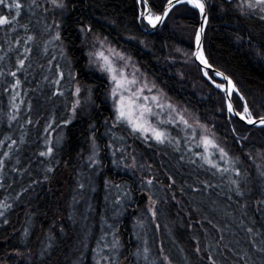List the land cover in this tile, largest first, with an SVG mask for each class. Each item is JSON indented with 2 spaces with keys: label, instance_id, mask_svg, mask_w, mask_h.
<instances>
[{
  "label": "trees",
  "instance_id": "1",
  "mask_svg": "<svg viewBox=\"0 0 264 264\" xmlns=\"http://www.w3.org/2000/svg\"><path fill=\"white\" fill-rule=\"evenodd\" d=\"M65 2L66 9L50 11L47 16H43L41 10L31 20L30 34H35L36 40L29 45L32 52L25 69L17 74L21 87L15 103L20 111L18 121H13L11 127L8 121L12 111L11 90L5 92L4 88L14 81L10 76L0 77V140L5 135L17 140L11 160L0 176V205H10L0 206L3 213L0 215V264H95L92 249L96 247L105 217L108 223H116L119 228L120 251L122 257H126L121 259V264H150L153 260L159 264L160 248L171 264H209V254L217 264H245L240 259L244 252L253 257L255 264H264L260 254L252 252L245 230V226H250L264 231V212L258 211L256 204V200L264 196V177L259 176L253 160L246 155L250 153L256 163H260L257 158L264 154V130L252 128L248 140L242 142L243 148L233 143L232 125L227 122L226 113L220 111L224 93L204 76L191 55L194 32L201 20L198 12L184 5L177 6L161 27L146 33L149 28L139 21V6L135 0ZM166 2L150 0L157 13ZM207 10L203 40L206 57L216 70L233 80L254 112L264 115L261 109L264 105V21L255 15H241L236 0L231 4L228 0H207ZM22 20L28 22L27 13ZM53 20L60 25V40L48 43L50 34L44 31V25H51ZM81 26L91 27L90 37L94 34L106 38L116 51L128 56L142 76L186 117L196 116L214 131L229 155L239 158L242 177L237 178L234 173L221 174L205 164L200 159L203 149L174 130L171 137L180 141L179 151L174 150V144L158 145L146 142L137 134L129 135L130 129L124 126L113 129L118 136H124L126 152L134 155L137 162L133 169L114 166L105 147L114 119L107 80L88 66L86 51L91 38L84 36ZM19 34L25 35L23 29ZM15 35L10 33L8 39ZM4 40L0 31V47L6 49ZM16 47L13 44V48ZM23 48L21 41L19 52H23ZM17 55L16 51L8 53L6 59L0 61V69L15 71ZM58 68L64 73V79L57 86L53 81L59 79ZM69 72L75 81L69 80ZM74 83L81 86V107L71 123L64 125L77 99L72 94ZM61 92L63 95H54ZM232 99L236 101L237 97L233 94ZM28 119L33 123L27 124ZM49 123L52 127L45 132ZM93 132L101 149L100 164L89 168L87 157ZM22 134L24 143H20ZM45 137L55 146L51 158L38 155L45 150ZM9 143L10 140L0 147V154L8 151ZM190 159L196 163H189ZM212 161L220 167L227 166L218 154ZM13 167L17 169L15 172L11 171ZM49 167L51 172L47 171ZM169 176L175 180L172 188L167 187L172 183ZM229 176L242 181L247 178V185L242 184L244 197L229 192ZM106 178L129 192L122 201L118 217L113 216L112 210L111 197L115 190L111 186L106 188ZM149 178L153 179L151 186L146 184ZM201 181L217 187L199 192L188 187L203 188ZM78 182H83L85 188L80 189ZM106 195L109 196L107 201ZM149 195L158 202L155 223H151V214L147 213ZM245 203L247 208H242ZM145 215L149 222L146 231L137 227V221ZM144 247L149 249L148 261L143 255H135ZM196 247L201 249L199 254Z\"/></svg>",
  "mask_w": 264,
  "mask_h": 264
},
{
  "label": "snow or ice",
  "instance_id": "2",
  "mask_svg": "<svg viewBox=\"0 0 264 264\" xmlns=\"http://www.w3.org/2000/svg\"><path fill=\"white\" fill-rule=\"evenodd\" d=\"M228 2L231 4L232 0H228ZM135 3L140 5L142 9L138 12V19L146 22L147 25L152 28H156L159 23L169 16V13L172 12L173 8H176L179 5H184L185 7L196 10L201 19V24L194 32V51H192L191 55L199 62L200 65L203 66L204 69H212L214 76L221 78L222 82H217L213 75H210L207 71L203 73L216 89H219L225 94L220 111L222 113H226L227 122L232 125L230 132L233 143L239 144L241 148H243L242 142L248 140L252 128H260L261 130H264V115H258L254 112L247 98L240 92L233 80L224 72L216 70L213 65L210 64L205 55L202 43V34L205 30L204 26L208 22L206 14L207 0H167L163 10L159 13L154 11L155 4L150 3V0H135ZM66 8L67 4L65 0H43V2H41V0H0V31L3 32L5 37L4 44L7 45L6 49L4 47H0V52L4 53V55H0V61H4L8 56V53L13 51L18 53L15 61V71L11 69L7 71L0 69V77L10 76L14 81L9 83L8 86L4 88L5 92H9L11 90L10 101L12 111L8 116L9 127H11L13 121H18L17 114L20 111L19 106L15 103L17 97L19 96V92L17 90L21 87V80L18 78L17 74L21 70L25 69V62L29 59L32 52V48L29 45L36 40V35L30 34L31 28L29 25L31 20L33 17H37L41 10L43 16H47L50 11L54 12L57 9L62 11ZM237 9L241 15H255L261 21H264V0H239ZM25 13H27L28 22H23L22 20ZM37 22L39 23V20H37ZM59 27L60 25L57 24L55 20H53L51 25L45 23L44 31L50 34L48 43L60 40ZM20 29H23L25 33L24 36H20ZM53 29H55V31H53ZM80 31L86 38H91L92 46L94 48L97 44L100 49L104 48L106 38L101 39L98 35L94 34L90 37V34L93 33L91 27L81 26ZM10 33H15L16 35L12 37V39H8ZM21 41L24 45L23 52H19V45L21 44ZM13 44L17 46L15 49L13 48ZM107 52L108 55H106L103 50H97L91 53V55L96 57L102 71L108 74L110 81L114 85L111 89V96L113 97L114 102V119L111 128L108 129L109 133H111L109 142L105 145L112 156V164L114 166L120 167L123 165L125 168L133 169L137 167V162L134 155L126 152V147L128 146L124 136H118L113 129L124 126L127 129H130L129 135L139 134V138H143L145 141H155L158 145H164L166 143L169 145L174 144V150L179 151L180 141H174V138L170 136V133L167 130L161 129L158 126V124H174L177 126L183 125L182 130L184 131L190 130L191 140L196 142L195 146L197 148H203V154L200 155V159L205 164H208L211 168L221 174L234 173L237 178L242 177V170L238 167L240 162L239 158H233L229 155L226 147L222 146L217 140L216 133L214 131L210 130L207 125L201 123L198 117H186L183 112L173 107L172 104L168 103L166 105L161 101L159 95H152L151 97L143 95L145 89H147L150 93L152 91V87L155 86L153 85L152 87H149L147 83L141 84L135 71L130 77L126 74L125 68L129 66V57L122 55L114 48H108ZM53 59H55V57H53ZM117 61L121 62L122 66H118ZM49 63H51V61H49ZM28 67H31V65L29 64ZM58 75L59 79L53 81V83L57 86L60 85L61 80L64 79V73L59 71V68ZM69 80L75 81V77L72 76L71 72H69ZM73 87L74 91L72 94L77 97V99L73 101L71 108L72 115L63 121L64 125L71 123V120L76 115L77 109L81 107V102L79 100L81 86L78 83H74ZM55 94L63 95L62 92L54 93V95ZM233 94L237 97L236 101H233L232 99ZM153 106L160 109V112L153 111ZM28 107L29 110H31V104H29ZM165 107L169 110L168 118L166 120L160 118ZM261 109L264 111V105H261ZM152 117H156L158 122L157 124L152 123ZM25 122L27 124L33 123L31 119H28ZM105 123L107 124V121H105ZM23 127V124H21L20 128L23 129ZM51 127L52 124L49 123L45 128V132H48V129ZM91 127L95 128V125H92ZM241 129L243 131H241ZM9 140L11 143L7 144L8 151H4L0 154V176L4 174V170L6 169L8 162L11 160L13 146L17 145V140L13 139L11 136L5 135L4 139L0 140V147L4 146L5 142ZM90 141L91 152L87 157L88 167L94 168L100 164L98 157L101 150L94 132L90 136ZM20 143H24L23 134L21 135ZM57 143H59V141H57ZM44 146L45 150L39 151L38 155L46 158L53 157L55 146L47 139V137L44 138ZM16 150L19 151V148ZM118 153L120 154L119 157L117 156ZM217 153L220 160L224 161L227 165L226 167H220L219 164L213 163L210 159V155ZM246 155L249 159L253 160L259 176L264 177V154H261L257 158L260 160V163H256V159H254L250 153H246ZM183 158L184 157L182 156L181 159ZM129 160L130 162H127ZM16 162L19 163V158H17ZM189 163L195 164L196 161L190 159ZM140 167L143 166L141 165ZM16 170L17 169L15 167L11 169L13 172ZM47 171L51 172L52 168H47ZM168 179L172 183L167 187L172 188L175 184V180L171 176H169ZM104 183L106 188L111 186V188L115 190V195L111 197V201L113 216L118 217L120 215V209L123 206L122 201L129 195V192L124 188V186L120 184H112V182L107 178ZM201 183L203 184V188H197L193 185H188V187L193 192L217 187V185H213L205 181H201ZM247 183V178L242 181L241 179H233L229 176L228 190L229 192H234L238 197H244L245 189L242 187V184L247 185ZM146 184L151 186L153 184V179H147ZM78 187L80 189H84L85 184L83 182H78ZM172 199H176L174 192L172 194ZM228 199L231 200L232 197L229 196ZM105 200H109V196L106 195ZM157 203L158 202L153 199L151 195L148 196L147 213L151 214V223H155L156 220L157 210L155 205ZM256 204L257 210L264 212V196L258 198L256 200ZM0 206L5 208L10 207V205L7 204ZM241 207L247 208V204H242ZM243 214L247 215V212H244ZM0 215H3V213L0 212ZM4 223H7V220H5ZM148 223V217L145 215L142 220L137 221V227L146 231V225ZM208 223L212 224V221L208 220ZM241 225H243V220H241ZM156 227L158 229L159 225L157 224ZM212 227L216 228V225L212 224ZM217 230L221 232L223 231L222 229ZM245 230L249 237V244L252 252L260 254L261 260L264 261V231L250 226H245ZM109 235L111 236L110 240L108 239ZM223 239L224 237L221 235L220 240L222 241ZM146 243L147 242L145 241V244ZM217 246H219V244ZM120 250L121 242L119 239V228L116 223H108V219L105 217L101 222V233L96 241V247L92 249L95 264H121V259H126V257H122ZM195 251L199 254L201 249L196 247ZM229 251H231V249H229ZM159 252L161 253L159 257V264H171L170 258L167 255H163L164 249L160 248ZM135 255L138 257L143 255L145 261H148L149 249L144 247L142 252L138 249ZM207 259L209 264H217L216 259L211 254L208 255ZM240 259L244 260L245 264H248L249 261H252L253 264H255L253 257L247 252H244V254L240 256ZM150 264H157V261L153 260Z\"/></svg>",
  "mask_w": 264,
  "mask_h": 264
},
{
  "label": "rangeland",
  "instance_id": "3",
  "mask_svg": "<svg viewBox=\"0 0 264 264\" xmlns=\"http://www.w3.org/2000/svg\"><path fill=\"white\" fill-rule=\"evenodd\" d=\"M238 3H239V0H236V6H237ZM57 10H58V9H57ZM59 11H61V10H59ZM141 22H142V21H141ZM142 23H143V22H142ZM143 24H144V23H143ZM108 48H113V47L110 46V45L108 44L107 41H105V43H104V48H103V49H100V47H99L98 44H97V45L95 46V48H94V47L92 46V40H91L90 43H89V48H88V50L86 51V56H87V62H88V66H89V68H90L92 71L96 72L97 74H99V75L103 76L104 78H106V80H107V87H108V93H107V94H108V98H109V100H110V103H111V106H112V109H113V112H114V102H113V97L111 96V89L114 87V85H113L112 82L110 81V78H109L108 74H107L106 72L102 71V69H101V67H100V64L97 62L96 57L91 55V53H93V52H95V51H97V50H103V51H105V54L108 55V52H107V49H108ZM117 52H118V51H117ZM119 53H120V52H119ZM121 54H122V53H121ZM122 55H124V54H122ZM124 56H126V55H124ZM126 57H128V56H126ZM117 65H118V66H122V65H121V62H119V61H117ZM134 71H135L136 76H137V78H138V80L140 81L141 84H143V83H147L149 87H152V86H153V83H152L151 81L147 80L145 77L142 76V74L140 73V71H139L138 68L136 67L135 63L130 59V61H129V66L125 68V72H126V74H128L129 77H130L131 74H132ZM143 95H145V96H149V97H151L152 95H159V96H160V99H161V101H162L163 103H165L166 105H167L168 103H170V104L173 105V107L177 108V107H176L171 101H169V100L167 99V97L165 96V94H164L160 89H158V88H156V87H152V91H151L150 93L147 91V89H145ZM177 109H178V108H177ZM178 110H179V109H178ZM153 111H155V112H160V109H157V108H155V106H153ZM168 112H169V110L167 109V107H165V109H164L163 112L161 113V117H160V118L166 120V119L168 118ZM151 120H152V123H153V124H157V123H158L156 117H152ZM158 126H159L161 129L167 130V131L170 133V136H171L172 130H174V131H180L184 137H187L186 139H188V140L190 141V143H192V144H194V145H195V143H196L195 141H192V140H191V137H190V130H188V131H184V130H182V129H183V125H179V126H177V125H174V124H172V125H170V124H158ZM198 131H199V130H198ZM137 135H139V134H137ZM142 139H143V138H142ZM143 140H144V139H143ZM146 142H153V143H155V141H146ZM201 148H202V147H201ZM202 149H203V148H202ZM217 154H218V153H217ZM214 156H215V154H214V155H210V159L213 160V159H214ZM212 162H213V161H212Z\"/></svg>",
  "mask_w": 264,
  "mask_h": 264
},
{
  "label": "water",
  "instance_id": "4",
  "mask_svg": "<svg viewBox=\"0 0 264 264\" xmlns=\"http://www.w3.org/2000/svg\"><path fill=\"white\" fill-rule=\"evenodd\" d=\"M139 6V11L140 10H142L141 9V7H140V5H138ZM180 6V5H179ZM174 9V8H173ZM206 14H207V17H208V10H207V8H206ZM167 19V18H166ZM165 19V20H166ZM165 20H163L161 23H159L158 25H157V27L156 28H152L151 26H149V25H147V23L146 22H143L148 28H149V30L148 31H146V33H152V32H154L155 30H157L159 27H161L162 25H163V23L165 22ZM139 21H141L140 19H139ZM200 24H201V20H200ZM139 26H140V24H139ZM200 26V25H199ZM206 26H207V24L204 26V28H205V30H206ZM141 27V26H140ZM205 30H204V33L202 34V43H203V40H204V34H205ZM194 61L201 67V69H202V71L203 72H205V71H207V72H211V73H213V70L212 69H204L203 68V66L202 65H200L199 64V62L198 61H196L195 59H194ZM214 74V73H213ZM217 79H219V80H221V78L220 77H216ZM219 90V89H218ZM222 92V91H221ZM224 93V92H223ZM224 96H225V94H224Z\"/></svg>",
  "mask_w": 264,
  "mask_h": 264
}]
</instances>
